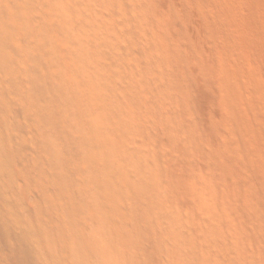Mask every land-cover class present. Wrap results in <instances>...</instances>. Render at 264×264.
<instances>
[{"label": "bare ground", "instance_id": "obj_1", "mask_svg": "<svg viewBox=\"0 0 264 264\" xmlns=\"http://www.w3.org/2000/svg\"><path fill=\"white\" fill-rule=\"evenodd\" d=\"M97 1L0 0V264H187L179 239L221 210L222 181L206 182L193 154L175 166L163 142L157 74L131 114L113 104L104 80L123 27L102 25ZM119 1L129 14L133 0ZM142 46L132 44L135 70ZM147 179L157 186L148 191ZM126 189L132 214L115 196Z\"/></svg>", "mask_w": 264, "mask_h": 264}, {"label": "rangeland", "instance_id": "obj_2", "mask_svg": "<svg viewBox=\"0 0 264 264\" xmlns=\"http://www.w3.org/2000/svg\"><path fill=\"white\" fill-rule=\"evenodd\" d=\"M101 2L102 25L108 20L123 27L122 55L117 67L111 65L112 79L104 80L111 83L106 88L113 104L124 105L131 114L130 101L143 88H154L157 74L161 128L170 137V143L163 142L175 152V166L193 154L206 182L214 176L223 183L221 210L197 218L179 239L187 264H264V0H141L138 6L133 0L129 14L119 0ZM135 40L143 45L140 53L136 50L141 70L134 69ZM168 112L175 124L180 122L179 134L168 122ZM124 122L136 126L133 115L125 114ZM230 178L229 189L225 182ZM150 180L143 185L148 191L157 186ZM115 196L132 214V193L126 189ZM220 217L224 227H216ZM217 230L225 242L217 240Z\"/></svg>", "mask_w": 264, "mask_h": 264}]
</instances>
